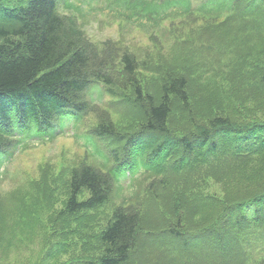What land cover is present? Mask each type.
<instances>
[{"label":"trees","instance_id":"obj_1","mask_svg":"<svg viewBox=\"0 0 264 264\" xmlns=\"http://www.w3.org/2000/svg\"><path fill=\"white\" fill-rule=\"evenodd\" d=\"M228 1L203 0L194 5L192 0H116L122 7L118 14L138 21L141 28H160L161 20L172 16L176 19L166 35L177 34L179 26H193L180 40L183 49L171 57L172 65L155 64L150 79L144 81L137 78L138 68L144 70L148 62L121 52L113 40L102 45L91 40L75 16L60 13L61 4L72 6L69 0H0V151L17 144L18 129L34 126L38 133H51L68 118H85L100 107L112 113L142 112L139 129L133 133L120 131L107 111L98 115L97 125L87 129L88 142L101 140L110 145L103 156H109L114 165L106 169L83 162L74 167L65 212L75 214L108 202L114 190L121 188L122 165L142 178L136 181L139 190L117 207L102 231L103 254L76 264H131L142 259L154 242L147 239L149 246H142L139 207L155 201L159 189L179 195L169 202L177 218L175 226L147 233L173 238L174 246H160L157 253L177 260L196 255L202 246L207 248L205 242L213 240L209 250L215 264H222L223 259H233L232 264H264V169L252 168L253 160H264V113L237 121L233 115L214 111L204 123L191 114L189 105L187 72L196 55L207 53L203 63L209 72L218 63L212 59L215 53L220 59L239 55L245 62L249 55L235 49L245 41H264V0ZM197 20L206 24L198 25ZM154 58L147 53L145 60ZM255 63L246 62L240 74L246 88L264 90V63ZM179 64L180 71L176 69ZM235 68L229 70L230 75ZM219 77L218 82L224 83L225 75L220 72ZM97 82L113 97L106 105L91 98ZM204 176L229 181L223 182V189L221 184L209 192L201 183ZM228 189L232 194L225 195ZM84 191L88 197L80 200ZM209 209L213 214L209 223L201 227L195 223L198 227L190 229L185 219Z\"/></svg>","mask_w":264,"mask_h":264},{"label":"rangeland","instance_id":"obj_2","mask_svg":"<svg viewBox=\"0 0 264 264\" xmlns=\"http://www.w3.org/2000/svg\"><path fill=\"white\" fill-rule=\"evenodd\" d=\"M73 2L78 6L79 12L76 10L71 12L78 13L79 21L91 40L101 45L113 40L120 45L121 52L127 51L138 60L148 62L144 70L142 67L138 68L137 78L144 81L150 79L151 69L155 64L172 65L171 57L178 56L179 51L183 49L180 40L193 28V26L184 28L179 26L177 34L168 35L167 38L156 42L138 27L127 25L123 28L121 23L113 20V16L122 10L115 0H73ZM194 3L198 5L199 1L195 0ZM61 12L63 13L62 10ZM196 23L206 24L203 20H197ZM214 28L213 26L209 28L211 30L208 36L213 33ZM216 32L225 33V31ZM235 50L239 54L249 55L245 62L239 55L220 59V54L215 53L212 59H217L218 63L214 68H209V72L206 71L209 66L203 63L207 58L206 52L196 55V58L191 60L188 67L191 71L187 72L191 85L189 105L191 114L196 115L199 122L204 121L214 111L233 115L237 121H245L264 113V90L246 88L245 78L240 74L248 61L253 63L256 61L255 64L259 66L264 63V41L255 39L245 41ZM147 53H152L155 57L152 62L150 59L145 60ZM232 68L235 69L230 75L229 70ZM176 69L180 71L181 64ZM220 72L225 75L224 83L218 82ZM234 73H238L236 77H232ZM94 92L97 94L95 95L97 100L102 102L101 105H106L109 97L113 99L110 94L101 95L96 90ZM178 106L182 110L179 104ZM105 111L111 115V121L120 131L133 133L139 129L142 112L129 110L127 113L121 111L112 113L100 107L86 117L78 129H73L66 120L57 131L53 130L46 135L53 138L56 132V138L41 142L33 138H21L22 145L28 146H20L13 152V156L0 153V161L2 157L9 158L0 168V264H76L96 260L103 254L102 231L113 219L117 207L124 201L123 196H129L134 192L135 180L129 176L125 178L124 192L115 189L108 202L92 210L71 214L65 212V207L71 196L72 169L83 162L96 163L93 155L87 152L88 149L93 152L94 147L90 143L87 144L84 132L87 128L97 125L98 115ZM174 114L172 121L176 117ZM188 126H192V123H188ZM40 137L44 138L43 135ZM101 145L104 148L110 146L103 141ZM252 163L256 164L252 168L264 169V160L255 159ZM122 166L124 171L121 172L127 173L128 165ZM227 179V177L204 176L201 183L207 191L212 192L215 188H220L221 184L223 189V182L229 181ZM241 180L247 184L246 179L241 178ZM191 188L192 185L189 184L188 191ZM158 193L159 197L155 198V201L148 205L142 202L139 207L142 211L140 233H143L139 234V238L142 239L143 247L149 246L150 241L147 239H153L151 241L154 242V247L149 248L142 259H134L131 264H215V255L209 250L213 240L211 243L205 242L207 248L202 246L201 250L196 251V255L181 256L183 258L179 257L177 260H171L157 253L160 246H174L173 238L168 234L154 237L148 236L147 233L175 226L177 218L170 209L169 202L179 195V193L173 195L172 190L159 189ZM224 193L232 194L229 189ZM86 197L88 192H82L80 199ZM212 218V210L209 209L194 216L191 214L190 220L185 219V222L190 229H194L198 227L195 223L201 227L208 224ZM220 261L223 262L222 264H232L233 259ZM248 262L244 263L250 264Z\"/></svg>","mask_w":264,"mask_h":264}]
</instances>
